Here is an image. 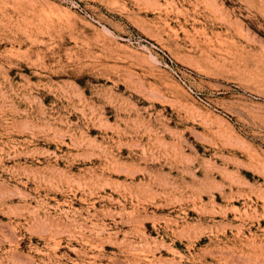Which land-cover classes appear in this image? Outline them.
Returning <instances> with one entry per match:
<instances>
[{"label": "rangeland", "instance_id": "1", "mask_svg": "<svg viewBox=\"0 0 264 264\" xmlns=\"http://www.w3.org/2000/svg\"><path fill=\"white\" fill-rule=\"evenodd\" d=\"M0 264H264V0H0Z\"/></svg>", "mask_w": 264, "mask_h": 264}]
</instances>
